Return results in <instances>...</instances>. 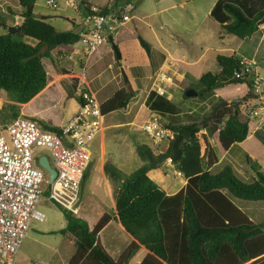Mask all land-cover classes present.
Segmentation results:
<instances>
[{
	"label": "trees",
	"instance_id": "trees-1",
	"mask_svg": "<svg viewBox=\"0 0 264 264\" xmlns=\"http://www.w3.org/2000/svg\"><path fill=\"white\" fill-rule=\"evenodd\" d=\"M34 1L17 0L18 10L12 13L11 9L10 13L19 16L18 28L12 33L0 34V89L18 104L29 101L46 85L47 74L41 58L51 57L52 50L70 46L79 39V33L56 30L35 17ZM113 1L118 0H110L98 7L104 12L106 5ZM79 3L81 15L90 13L91 4L87 0H79ZM221 8L230 17L229 22L220 24L222 32L241 40L259 33L257 22L263 17L264 9L248 18L234 4L223 3ZM0 24H3L2 20ZM134 37L133 31L123 26L113 43L118 49L120 43ZM26 38L32 43L25 41ZM104 44L84 61L78 60V67L84 68L100 55L111 52L109 43L108 48ZM241 57L248 58L234 53L216 54L218 70L199 75L197 81L201 88L196 90L195 96L203 98L229 84L244 83L247 88H252V73L234 78ZM51 58L55 61L56 56ZM74 96L79 102V95ZM131 96L126 89H116L99 103L100 113L106 115L124 107ZM223 101L225 99L213 104L208 114L198 120L180 122L172 118L162 123L173 132V139L165 151L157 154L143 143L136 145L137 155L146 163L132 172L124 174L112 165H103L108 176L120 181L114 194L113 218L131 240L114 259L98 241L99 230L109 220L106 213L88 227L77 215L62 209L65 226L59 232L71 234L74 244L65 264H126L138 245H143L148 252L137 264H264V221L253 222L234 203V199L264 200V171L258 170L256 161L248 155L245 163L254 172L249 182L240 180L227 164L215 172L210 170L218 158L208 138L213 137L216 149L223 154L230 145L243 143L248 137V118L240 114L238 106L220 107L210 116L216 105ZM144 105L163 117L177 113L176 103L154 91L148 92ZM9 109L5 120L1 118L2 123L18 116L17 105L12 104ZM33 119L42 128L59 133L58 126ZM170 150L172 153L168 155ZM166 156H169L172 169L185 179L183 186L171 194H166L146 175L149 160L159 161ZM86 173L85 169L81 182ZM47 187L45 183L43 193Z\"/></svg>",
	"mask_w": 264,
	"mask_h": 264
},
{
	"label": "rangeland",
	"instance_id": "rangeland-1",
	"mask_svg": "<svg viewBox=\"0 0 264 264\" xmlns=\"http://www.w3.org/2000/svg\"><path fill=\"white\" fill-rule=\"evenodd\" d=\"M91 1L94 4L104 5L110 0ZM34 2L33 10L36 14L45 13L50 15L45 18V21L56 30L62 31L67 29L69 21L65 20L62 14L71 16L75 21L79 20L74 10L65 7V10L61 11L63 5L59 2L57 8L50 7L45 3V0H35ZM131 2L133 3V10L130 14L133 17L126 23L125 27L133 31L135 38L139 36L144 40L149 45L150 53H152L150 55L146 54L140 48L136 39L135 44L140 49L137 54L138 56H136L137 60L132 58L131 54L128 53V46L126 52L122 54V57L118 61L115 60L111 50L106 55H100L89 65H84V76L88 87L90 86L89 88L94 92V96L98 102L107 98L116 88L126 90L128 88L130 95L132 94L124 107L103 116V124L107 125V131H109H105L107 137L105 141L106 153L103 154V157H108L112 154V151H118L119 157L126 162L117 166L116 163L112 162V165L116 166L124 174L128 170L136 168L137 165L146 163L145 160L137 155L135 150L136 145L146 143L145 145L148 144L158 149L165 147L164 142L154 144L140 127L142 121L151 110L147 106H145L146 110L142 106L139 108V106L142 103V99L148 94H146V91H152L149 88L155 76L154 73L159 69L158 65L163 57V55L158 56L159 54H155L154 52L164 53L165 50L169 52L179 50V52L188 56L189 61H194L200 55V58L196 62H193L192 65H183L188 70L186 74L184 70L177 68V72L172 79V82L178 83L177 88L173 91L172 98L173 102L176 103L177 114L173 115L180 122L198 120L201 116L207 115L212 105L220 99H225V101L229 102L236 97L253 94L252 88L249 89L242 85V83H237L218 88V92L214 90L203 98L199 96L184 97L183 94L186 88H183L186 85L195 91L199 90L201 88L197 81L199 75L206 71L214 73L218 70L214 59L215 54L229 55L234 53L247 56L251 60L253 58V71L258 78V87L264 89V42L255 45L253 41L249 42L246 39H238L233 35L222 32L220 29V24L230 21V17L221 8L223 3L236 5L246 17L250 18L256 11L264 7V0H131ZM36 14L34 15L37 17L38 15ZM53 15H62V18H57V16ZM4 19V15L0 13V20L7 22ZM260 24L264 25V20L258 23V30L262 31L259 28ZM2 25L0 24V34L5 32ZM72 30H75V28ZM256 37L259 38L258 35ZM103 46L108 48L109 45L106 43ZM126 46L127 43L119 44L118 50L122 52ZM254 46H256L255 49L253 48ZM79 47L80 43L78 42L72 45V50L76 52L75 55L77 57L81 55ZM58 51L53 50L50 53L52 54L51 57L56 56L55 61L52 59L51 62L48 57L41 58L47 74V80H52L54 86L50 88L46 101H43L42 105L38 108L41 109V113L44 117L46 116L45 119H48V122L51 123L52 121L61 125L71 117L72 109L74 106L76 107L74 95L77 94L80 82L71 75L78 73L80 69L78 68L79 62L77 58H69L63 48ZM190 52L194 54L193 57L189 55ZM252 54L253 56L251 57ZM138 60L140 63H149L145 71L140 66H137ZM125 65H128V67H125ZM121 69L123 71L125 69L126 71L124 73L129 83L128 87L126 86V82L123 81ZM140 78L144 79L139 81ZM60 80L66 84L68 91L63 89ZM72 88L74 91L71 90ZM170 90L172 91L171 88ZM222 92L230 94H221ZM215 93L219 96L214 95ZM164 95L167 98V95ZM259 95L261 96L260 99L257 95H253L237 105L241 115L246 116L248 111L255 106V103H257V106L264 105V94L260 93ZM0 97L3 100L0 109V122L2 125H6L8 121L2 123L1 118L5 120L10 112L9 106L12 104L5 101V99H10V96L2 90H0ZM41 97L44 98L45 96ZM42 98L36 101L40 103L43 100ZM167 115L169 116V114L165 116ZM247 118L249 136L243 143L232 144L226 153L222 154L219 149H216L213 137L208 138V142L218 158L217 163L210 169L212 172L219 170L223 165L227 164L240 180L249 182L254 177V172L245 163L246 155L256 161L258 170L264 171V122L259 124L254 118ZM161 122L163 124L166 123L163 118H161ZM95 146L96 139L91 142L90 159L86 167L87 173L79 189L80 210L79 212L77 211L78 214H75L88 227L92 225L96 218L103 213H108L109 210L107 208L108 205H105L102 200L98 201L95 197H99V194L102 192L101 180L96 172V167H99L101 160L97 154H101V152L98 149L97 151H92ZM165 149L162 151H165ZM41 153L47 157L51 165L46 150L42 149ZM113 158L117 161L118 155L113 154ZM166 159L167 156L160 161L167 162ZM106 163L107 161L103 160V164ZM150 168L160 173V181L154 178L151 179L166 193L174 192L180 186V180L183 177L174 174L170 164H159ZM154 170H151L150 174H154ZM44 184L41 186L42 189L45 188ZM112 185L114 195L117 189L113 181ZM45 198L46 193L44 192L37 205L44 213V219L41 222H30L17 249L15 264H31L33 262L38 264H65L74 248L73 236L68 232L63 234L59 232V229L65 226L62 209L53 201L46 200ZM234 203L253 222L264 221V200L234 199ZM115 229V226L111 225L98 233L101 246L114 259L123 245L128 241L127 234L117 229L118 240L116 242L113 241V244L110 243L108 236L111 233H115ZM140 256L141 251L136 249L126 264H135L136 259L140 258Z\"/></svg>",
	"mask_w": 264,
	"mask_h": 264
},
{
	"label": "built area",
	"instance_id": "built-area-1",
	"mask_svg": "<svg viewBox=\"0 0 264 264\" xmlns=\"http://www.w3.org/2000/svg\"><path fill=\"white\" fill-rule=\"evenodd\" d=\"M58 2L79 12V0H45L52 8H57ZM106 8L102 12L100 7L90 5V13L81 15L78 60H85L99 45L107 42L110 45L109 40L114 42L116 33L132 18L131 0L113 1ZM259 27L263 35L264 25ZM238 64L234 78L252 73V95L260 99L259 94H264V89L258 87L253 61L241 57ZM78 68L80 71L71 76L80 82L77 91L80 101L74 114L58 126L59 133L44 129L33 118L22 115L10 119L6 125L0 122V264H15L17 249L30 222L44 219V213L37 206L44 190L41 186L47 183L46 172L36 161L42 149L46 150L55 170L52 181L47 183L45 199L71 213L78 211L80 182L90 159L89 145L103 126L99 102L88 87L84 68ZM154 74L149 90L164 94V85L172 82L173 75L167 73V68H159ZM1 106L0 97V109ZM246 116L263 123L264 105L255 103ZM140 127L154 144L164 142L167 147L173 139V132L162 125L157 112L149 111ZM166 160L169 163L168 157ZM173 173L181 176L178 171L173 170Z\"/></svg>",
	"mask_w": 264,
	"mask_h": 264
},
{
	"label": "crops",
	"instance_id": "crops-1",
	"mask_svg": "<svg viewBox=\"0 0 264 264\" xmlns=\"http://www.w3.org/2000/svg\"><path fill=\"white\" fill-rule=\"evenodd\" d=\"M91 5H94V6H102V5H98V4H94V3H92V1L91 0H87ZM35 3V2H34ZM65 7H63L62 9H61V11H64L65 9H64ZM13 10L12 11V13H15V11H17L18 10V2H17V0H0V13L1 14H3L4 15V17H5V19L7 20V22H3V25H2V27L5 29V32L7 31L6 30V27L7 26H11V25H14V24H18L19 23V21H20V18H19V16L17 15V14H14V15H11V13H10V10ZM264 9V7L262 8V9H260V10H263ZM75 11V10H74ZM259 11V10H258ZM258 11H256V12H258ZM76 12V14L78 15V17H79V20L78 21H75V19H73L71 16H68L67 14H62L63 15V17H65V20H67V21H69V23H67L68 24V26H67V29L66 30H70V31H73V32H77L78 33V31L81 29V23H80V19H81V13L80 12H77V11H75ZM255 12V13H256ZM254 13V14H255ZM33 14H36V12L33 10ZM54 14H56V13H54ZM36 15H38L37 16V18H39V19H42V20H44L45 21V18H47V17H49L50 15H48V14H36ZM62 15H53V16H57V18H62L61 16ZM36 17V16H35ZM69 17V18H68ZM132 17H133V15H132ZM4 19V20H5ZM264 20V15H263V17L257 22V23H259V22H261V21H263ZM66 21V22H67ZM263 23V22H262ZM224 24V23H223ZM70 25H71V27H70ZM75 28V30H72V29H74ZM260 28V27H259ZM261 30V29H260ZM119 32V31H118ZM117 32V33H118ZM262 31H259V33L258 32H256L255 34H253L247 41H249V42H251V41H253V43H255V45L256 44H259L260 42H264V38H263V36H264V34L262 35V33H261ZM117 33H116V35H117ZM258 35V37L259 38H257L256 36ZM115 38V37H114ZM25 41H27V42H29V43H32V40L31 39H28V38H26L25 39ZM135 41H136V38L134 37V39L133 40H130V41H126V42H123V43H120V44H125V43H127V46L124 48V50H122V52H121V54H120V58L122 57V54L123 53H125L126 52V49L128 48V46H129V51H128V53H130L131 54V56H132V58H135L136 59V56H138L137 54H138V52L140 51V49L138 48L139 46L137 45L136 46V44H135ZM255 47L256 46H254L253 48L255 49ZM61 48H63L64 50H65V52H67L66 54L68 55V57L69 58H74V59H76V58H78L76 55H75V51H73L72 50V45H70V46H67V47H59V48H57L55 51H58L59 49H61ZM138 48V49H137ZM141 48V47H140ZM142 49V48H141ZM143 50V49H142ZM148 50H149V48H148ZM53 51V50H52ZM51 51V52H52ZM50 52V53H51ZM152 53V52H151ZM150 53V51L148 52V55H150L151 54ZM155 54H159L158 56H161V55H163V57H162V61L160 62V64L158 65L159 67L158 68H167V73L168 74H172L173 76H175V74H176V72H177V68H179V69H181V70H184L185 71V74L187 73V69L186 68H184L183 67V65H192V63L193 62H196L199 58H200V55L197 57V58H195V60L194 61H189V58H188V56L187 55H185V54H183L182 52H179V50H172L171 52H169V51H167V50H165V52L164 53H158V52H154ZM50 55H52V54H50ZM190 56H194V54H191V52H190V54H189ZM216 55V54H215ZM253 55V54H252ZM133 56H135V57H133ZM241 56H243V55H241ZM49 58V60L51 61L52 60V58L51 57H48ZM71 60H73V59H71ZM137 60V59H136ZM73 61H75V60H73ZM149 61H151L150 59H149ZM52 62V61H51ZM137 66L139 67H141L144 71H145V69L146 68H148V66H149V63L148 64H146V63H144V62H142V63H140L139 62V60H138V64H137ZM125 67H128V65H125ZM141 68H139V69H141ZM141 69V70H142ZM173 76H172V79H173ZM186 76V75H185ZM184 76V77H185ZM183 77V76H182ZM144 78H140V80L139 81H141V80H143ZM180 81H181V79H180ZM61 82H63V81H61L60 80V83ZM177 85H178V83H174V82H171L170 84H165L164 85V88L166 89V92L164 93V94H166L167 95V98H169V99H171L172 100V98H173V91L177 88ZM229 85H234V84H229ZM242 85H244V86H246L245 84H243L242 83ZM54 85H53V82H52V80L51 81H48L47 80V82H46V85L44 86V88H42L37 94H35L29 101H27V102H25V103H22V104H18V103H16V102H14V101H12L11 99H5V101H7V103H11V104H14V105H17L18 106V115H22V116H27V117H31V118H38V119H41V120H43V121H45V122H48V119H45V117L43 116V114L41 113V109L40 108H38L40 105H42V103H43V101H46V96L49 94V90H50V88H52ZM226 86H228V85H226ZM90 87V86H89ZM223 87H225V86H223ZM170 88L172 89V91L170 90ZM221 88V87H220ZM89 89H91V88H89ZM116 89H118V88H116ZM115 89V90H116ZM169 89V90H168ZM1 90V89H0ZM114 90V91H115ZM215 91L216 92H218V88H216L215 89ZM46 92H48L47 94H45ZM93 92V91H92ZM149 91L147 90L146 91V94L148 93ZM94 93V92H93ZM221 94H230V93H224V92H222ZM45 96L44 98H42L41 96ZM214 95H216V96H219L217 93H215ZM145 96V95H144ZM43 99L40 103H38L36 100H38V99ZM105 99V98H104ZM144 100H145V97L142 99V103H141V105L139 106V108L142 106V107H144V109L146 110V108H145V105H144ZM3 101V100H2ZM173 101V100H172ZM100 103V102H99ZM76 109H77V102H76V107L74 106L73 107V109H72V113H71V115H73L74 114V112L76 111ZM144 113H146V112H144ZM177 114V113H176ZM175 114V115H176ZM70 115V116H71ZM104 116V115H103ZM170 116V115H169ZM168 115L167 116H161V118H163L166 122L169 120V119H172V118H174V119H176L175 117H174V115L172 114L171 115V117H169ZM146 118V117H145ZM144 118V119H145ZM51 121V120H50ZM50 123V122H49ZM51 124H53V125H55V126H59L58 124H56V123H54V122H52L51 121ZM107 125L105 126L104 124H103V126H102V129L95 135V137L92 139V141L94 140V139H96V146L93 148V150L92 151H97V149H98V151H100L101 152V154L100 153H98L97 155L98 156H100V158H101V160H100V165H99V167H96V172H97V174L99 175V178H100V180H101V186H102V192L99 194V197H97V196H95L96 197V199L99 201V200H102L103 202H104V204L105 205H108L107 206V208H109V210H108V213H106L108 216H109V220L102 226V228L99 230V232L98 233H100L102 230H104L105 228H107L108 226H111V225H113V226H115V233H111L110 234V236H108V239H109V242L110 243H112L113 241H117L118 240V236H117V229L119 230V231H123V232H125L124 230H123V228L121 227V225L118 223V221L116 220V219H114L113 218V213H114V195H113V185H112V181L115 183V185H116V189H117V187H118V185L120 184V181L116 178V177H110V176H108V174L104 171V169H103V160H105V161H107V163L106 164H108V165H112V162H114V163H116V166L117 165H121V164H124L126 161L124 160V159H122L121 157H119V154H118V151H112L113 149H112V147H111V151H112V154H110L108 157H103V154L104 153H106V144H105V141H106V133H105V131L106 132H109V131H107ZM249 136V135H248ZM91 141V142H92ZM91 142H90V145H89V149H90V147H91ZM146 144V143H145ZM95 145V144H94ZM147 146L150 148V150H151V152L153 153V154H157V153H159V152H163L162 150L164 149V148H166V146L163 148V149H161V148H157V147H153V146H150V145H148L147 144ZM231 146V145H230ZM229 146V147H230ZM93 147V146H92ZM229 147H228V149H229ZM227 149V150H228ZM227 150L224 152V153H226L227 152ZM113 154H117L118 155V160L117 161H119V162H117L116 160H114V158H113ZM217 161H218V159H217ZM160 164H168L169 165V163H168V161L167 162H162L161 161V163ZM113 166V165H112ZM116 166H113V167H115L116 169H118ZM140 166V165H139ZM138 167V165L136 166V168ZM136 168H132V169H130V170H128L125 174H128V173H130V172H132L134 169H136ZM119 170V169H118ZM151 170H154V169H151V168H148L147 167V171H146V175L149 177V178H154V179H156V180H158V181H160V178H161V176H160V173H158V171H157V173H156V171H155V173L153 174H150V171ZM120 172H122L121 170H119ZM122 173H124V172H122ZM184 182H185V179H181L180 180V186L176 189V190H178L180 187H182L183 186V184H184ZM94 190H95V188H93ZM176 190H174V192L176 191ZM165 192V191H164ZM166 193V192H165ZM171 193H173V192H170V193H166V194H171ZM79 194H80V191H79ZM79 210H80V203H79V207H78V212H79ZM78 212L76 213V214H78ZM101 216V215H100ZM99 216V217H100ZM98 217V218H99ZM249 217V216H248ZM98 218H96V219H98ZM95 219V220H96ZM249 219H250V217H249ZM251 220V219H250ZM114 234V235H113ZM125 234H127V236H128V241H127V243L125 244V245H123V247H122V249L130 242V240H131V237H130V235L128 234V233H126L125 232ZM98 241H99V238H98ZM100 243V242H99ZM113 244V243H112ZM122 249L120 250V252L122 251ZM136 249H138V250H140L141 251V256H140V258H138V259H136V263L135 264H137L141 259H142V257L148 252L147 250H146V248L143 246V245H138V247L136 248ZM119 252V253H120ZM118 253V254H119ZM118 254H117V256H118ZM133 255V254H132ZM131 255V256H132ZM116 256V257H117ZM130 256V257H131ZM115 257V258H116ZM129 260V259H128Z\"/></svg>",
	"mask_w": 264,
	"mask_h": 264
},
{
	"label": "water",
	"instance_id": "water-1",
	"mask_svg": "<svg viewBox=\"0 0 264 264\" xmlns=\"http://www.w3.org/2000/svg\"><path fill=\"white\" fill-rule=\"evenodd\" d=\"M18 28V24H14L11 26H7L6 30L8 33H12L14 32L16 29ZM109 39V37H108ZM136 39L138 40L139 46L143 49V51L148 54L149 50H148V45L146 44V42L144 40H142L139 36L136 37ZM110 41V46L112 48V51L115 55L116 60L118 61L119 57H120V53L118 51V49L116 48V46L114 45V43ZM121 71V75L123 78V81L126 82V86H129V83L127 82V77L126 74L124 73L123 69L120 70ZM61 85L63 87V89L65 91H68V87L66 86L65 83L61 82ZM127 93H130V90L127 88ZM184 97H188V96H195L196 95V91L192 88H186L184 90ZM252 94H246L245 96H241V97H236L234 99H232L231 101L227 102V101H223L221 103H219L218 105H216V107L214 108V110L212 111L210 116H213L214 112L223 106H237L239 103L244 102L246 99L252 97ZM172 153V151L170 150L169 154L170 155ZM169 158V156H167ZM37 164L42 167L45 172H46V182L50 183L55 175V170L53 169V167L49 164L47 157L44 154H40L37 156L36 158ZM161 163V161H150L149 160V164H148V168L154 166V165H159Z\"/></svg>",
	"mask_w": 264,
	"mask_h": 264
}]
</instances>
